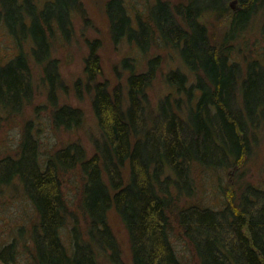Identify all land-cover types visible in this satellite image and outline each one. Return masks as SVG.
I'll return each instance as SVG.
<instances>
[{"label":"trees","instance_id":"trees-1","mask_svg":"<svg viewBox=\"0 0 264 264\" xmlns=\"http://www.w3.org/2000/svg\"><path fill=\"white\" fill-rule=\"evenodd\" d=\"M0 2V23L19 50L0 59V109L19 112L32 96L30 58L22 41L29 42L37 64L45 62L54 101L60 76L57 59L50 58L52 41L56 31L70 32L82 0ZM105 9L113 43L127 46L118 63L126 79L116 85L99 80L100 42L88 43L85 79L74 86L80 98L84 91L93 94L102 133L93 154L73 142L44 161L39 141L27 135L16 157L0 159V187L18 179L39 215L29 249L35 264H103L104 247L116 261L113 214L128 231L134 264H264V187L248 184L238 193L228 183L220 205L211 207L205 204L208 190L198 181L200 172L221 174L218 167L240 164L251 150L254 112L264 104V63L251 55L264 38V0H107ZM213 19L224 20L219 37ZM255 19L258 37L249 41L245 37ZM243 50L251 51H245V64L233 58ZM259 53L264 58V51ZM166 61L176 65L167 70ZM159 72L166 90L151 105L149 90ZM52 117L56 126L68 129L80 125L83 114L63 105ZM72 170L81 172L80 203L89 230L83 239L80 227H74L66 242L61 232L70 209L61 175ZM175 223L192 261L172 240ZM99 235L108 241H98ZM16 246L2 247L1 256ZM7 261L13 264L14 255Z\"/></svg>","mask_w":264,"mask_h":264},{"label":"rangeland","instance_id":"rangeland-1","mask_svg":"<svg viewBox=\"0 0 264 264\" xmlns=\"http://www.w3.org/2000/svg\"><path fill=\"white\" fill-rule=\"evenodd\" d=\"M106 1L82 0L83 9L74 13L71 28L68 29L70 32L67 31L69 32L67 36H64L65 33L62 30L56 31L58 34L53 38L50 53V58L57 59L60 76L56 85L54 101L50 98V85L45 77V62L40 65L37 64L32 57L29 42L22 41L20 47L30 58L32 96L19 112L0 109V159L6 156L16 157L21 150V143L27 135L32 140L39 141L38 151L44 161L59 148L73 142L80 143L88 155L93 154L94 142L102 137L93 109V94L84 91L82 98H80L77 96L74 86L79 78L85 79L84 67L85 59L89 53L88 43L94 39H98L100 42L99 52L102 57L103 75L98 77L99 80H108L111 84L116 85L126 79L118 63L128 51L127 46L126 44L116 45L112 41L110 22L105 9ZM236 7V4H233V8ZM211 25L214 27L213 31L217 32V37L222 35L224 20L213 19ZM251 28L253 29L248 32L245 39H253L255 35L258 37L259 19L254 20ZM259 42V47H254L252 52L248 51L251 52L252 58L264 63V58L259 53L261 50L264 51V38H261ZM17 45L15 39L0 23V59L6 61L14 56L19 51ZM160 51L157 50V52ZM245 51L247 50H243L242 53L236 54L233 58H237L242 64H245L244 55L248 54ZM249 57L251 58V56ZM175 65L176 62L174 61H166L163 67L168 70ZM163 79L164 75L159 72V77L149 90L151 105L156 104L158 98L166 90ZM63 105L79 108L82 111L83 118L80 125L67 129L54 124L53 109ZM237 106L242 109V101ZM254 113V118L257 117L258 121L254 126L255 139L249 154L240 164L230 165L223 170L222 167H218L222 172L221 174H210L209 172V176H205L200 172L198 176L201 187L204 186L208 190L205 194V204L211 207L220 205L222 187L228 183L232 184L238 193L242 192L248 184L259 188L264 187V104L257 106ZM212 161L209 160L210 165L217 164L210 163ZM61 178L63 192L70 209L65 224L67 227L61 234L66 237V242H69L73 229L77 226V228L80 227L79 231L82 233V238L87 239L86 232L89 230V222L80 203L83 187L81 172L80 170H72L61 175ZM7 185H5L7 187H0V249L15 243L17 244V251L11 253L15 257L13 264H35L31 255V246L34 247L31 227L32 225L38 227L39 215L30 199L24 196L22 185L18 179L15 178ZM109 223L117 240L118 259L115 261L110 255L112 254L111 249L104 247V250L101 249L105 251L104 258L101 259L102 263L134 264L127 229L116 214L110 216ZM174 227L173 242L185 258L192 261L194 255L189 247H186V239L182 236L178 224L175 223ZM95 230L97 231V229ZM16 240L18 243L15 242ZM98 241H108V239L99 235ZM99 245L103 246L104 243L99 242ZM11 254L6 253L1 256L0 252V264H11L12 262L7 261L11 258Z\"/></svg>","mask_w":264,"mask_h":264}]
</instances>
